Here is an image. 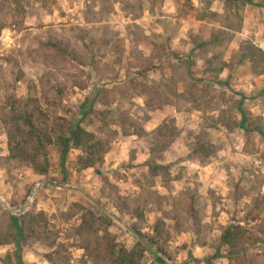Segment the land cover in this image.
I'll return each instance as SVG.
<instances>
[{
  "label": "rangeland",
  "instance_id": "374dc122",
  "mask_svg": "<svg viewBox=\"0 0 264 264\" xmlns=\"http://www.w3.org/2000/svg\"><path fill=\"white\" fill-rule=\"evenodd\" d=\"M11 217L22 264H264V0H0V264Z\"/></svg>",
  "mask_w": 264,
  "mask_h": 264
},
{
  "label": "trees",
  "instance_id": "16d2710c",
  "mask_svg": "<svg viewBox=\"0 0 264 264\" xmlns=\"http://www.w3.org/2000/svg\"><path fill=\"white\" fill-rule=\"evenodd\" d=\"M14 124V132L12 134L8 133L7 159H9L10 161H14L18 164L28 163L30 166H32V169H36L37 166L34 162L37 159V155L35 154V151H32V149L30 150V148H33L36 145L42 153V157L45 158L42 151V141L47 143L49 142V140L42 137L41 131L34 126L33 116L30 114H22L20 116H17L16 122ZM82 135L86 138L91 137L89 134H85L84 131L80 129L78 125H73L67 133L68 137L61 138L62 146H66L68 142H71V144L74 145L76 148L80 147L82 144ZM83 167H88V165L84 163ZM39 174L45 175V168L41 169ZM10 221L11 224L15 226L13 230V237L16 242L14 251V261L16 264H22L21 251L17 245V240L20 238L22 233L21 227L18 225L16 226L17 219L15 217H11ZM236 230H240V228L235 227L233 225H228L224 233L221 235L220 241L224 244H229V239H231L232 237H236ZM135 238L137 239L138 243L141 244L144 248H149L151 250L154 249L157 251V249L153 247L154 245L152 243L147 242V240L143 239L142 237L135 236ZM157 252L159 253V251ZM119 259L122 262L126 261L130 263L128 259L122 257H120Z\"/></svg>",
  "mask_w": 264,
  "mask_h": 264
},
{
  "label": "water",
  "instance_id": "95a60500",
  "mask_svg": "<svg viewBox=\"0 0 264 264\" xmlns=\"http://www.w3.org/2000/svg\"><path fill=\"white\" fill-rule=\"evenodd\" d=\"M47 184H54V183H52L51 181H48V180H45V181H42V182L38 183V184L32 189V191H31V197H32V198L34 197L36 191H37L40 187H43L44 185H47ZM54 185H55V184H54ZM32 193H33V196H32ZM2 205L5 207L4 204H2ZM131 232H132V231H131ZM135 235H136V234H135Z\"/></svg>",
  "mask_w": 264,
  "mask_h": 264
}]
</instances>
